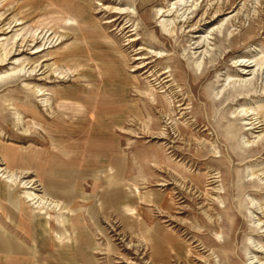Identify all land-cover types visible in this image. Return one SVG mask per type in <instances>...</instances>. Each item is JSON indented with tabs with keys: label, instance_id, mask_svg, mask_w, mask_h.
I'll use <instances>...</instances> for the list:
<instances>
[{
	"label": "rangeland",
	"instance_id": "obj_1",
	"mask_svg": "<svg viewBox=\"0 0 264 264\" xmlns=\"http://www.w3.org/2000/svg\"><path fill=\"white\" fill-rule=\"evenodd\" d=\"M0 236V264H264V0H0Z\"/></svg>",
	"mask_w": 264,
	"mask_h": 264
},
{
	"label": "crops",
	"instance_id": "obj_2",
	"mask_svg": "<svg viewBox=\"0 0 264 264\" xmlns=\"http://www.w3.org/2000/svg\"><path fill=\"white\" fill-rule=\"evenodd\" d=\"M103 153H104V152H103ZM57 182L60 183V184L63 182V184H66V187H69V185H67L69 181H64V180H62V179L59 178ZM57 204H58V203H57ZM0 243H1V244H5V245H6V244H11V245L14 246L15 248L19 249L18 251L15 250V251L11 252L12 254H14V253H15V254H18V253H22V252H23V249H22L20 246L18 247V246H16V245H14V244H13L12 242H10L8 239H5V238H3V237H1V236H0ZM0 252H2V253H10V251H5V250H2V249L0 250Z\"/></svg>",
	"mask_w": 264,
	"mask_h": 264
}]
</instances>
